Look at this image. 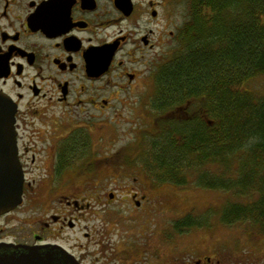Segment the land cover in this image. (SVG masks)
Returning a JSON list of instances; mask_svg holds the SVG:
<instances>
[{"label":"flooded vegetation","instance_id":"flooded-vegetation-1","mask_svg":"<svg viewBox=\"0 0 264 264\" xmlns=\"http://www.w3.org/2000/svg\"><path fill=\"white\" fill-rule=\"evenodd\" d=\"M173 1L0 0V91L16 107L23 173L20 204L0 213V255L34 247L52 264H224L216 252L174 255L168 200L153 193L157 176L145 167L116 175L123 191L106 197L95 173L133 163L129 139L115 146L124 134L114 126L132 101L148 124L140 144L169 129L184 145L189 127L214 123L204 96L158 83L197 35ZM185 167L197 175L195 162ZM75 230L79 239L66 244Z\"/></svg>","mask_w":264,"mask_h":264},{"label":"trees","instance_id":"trees-1","mask_svg":"<svg viewBox=\"0 0 264 264\" xmlns=\"http://www.w3.org/2000/svg\"><path fill=\"white\" fill-rule=\"evenodd\" d=\"M189 2L197 35L184 55L160 72L158 83L166 92L204 96L214 123L189 127L184 145H177L169 129L145 138L136 161L157 176L154 182L178 187L192 176L182 171L185 161L195 162L198 185L245 198L224 203L217 212L220 223H247L264 236V92L247 88L251 79L264 76V0ZM205 164L216 171H203ZM211 218V212L186 215L173 228L188 231Z\"/></svg>","mask_w":264,"mask_h":264},{"label":"rangeland","instance_id":"rangeland-1","mask_svg":"<svg viewBox=\"0 0 264 264\" xmlns=\"http://www.w3.org/2000/svg\"><path fill=\"white\" fill-rule=\"evenodd\" d=\"M173 2L176 4V12L179 13V16H192L191 2H189V0H174ZM247 88L248 90L251 89V91L254 90L257 94L264 92V76L251 79ZM135 103L138 102L136 101ZM135 103L132 101L131 105L125 107L124 111L127 117L123 116L122 121L120 120L117 122L115 120L116 123L114 122V126L118 128L121 134H124L121 136L120 140L116 142L117 144L114 145L117 146L120 144L123 137L124 140L129 139L131 143V155L134 160L129 166L125 165V163H130L131 159L130 161L122 163L123 166L117 163V166L115 163H111L110 165L101 164V166L96 169V176H99L102 180L98 188L103 189L102 192L104 193V197H106V193L109 191H117V193L123 191L121 186L126 183H117L115 181L116 175L126 174V172H128L127 169H132L136 172L139 167L136 158L139 156L138 150L141 149L143 142L140 144V142L135 139V136L137 135L136 137L139 139L144 131L142 129L148 127V124L145 121V111L138 112V110H134V112H130V109L134 107L133 104ZM139 130L142 131L139 133ZM210 170L216 171L215 167H211ZM195 177V175L190 176V183H188V185H180L181 187H178V189H175L176 187L171 185L167 187L166 185H157L156 182L153 185L154 187H160L159 191L153 193L161 192L162 196L166 197L168 200L167 207L170 217L169 228H171V236L174 242V255L181 256L186 254L184 257L190 258L194 256L197 257L198 254L203 255L204 253H210L214 258L216 254L222 259L224 264H228L229 262L231 264H237L239 260L247 258L256 261L254 264H264L263 235L254 234L252 232V227L247 223L241 224L236 222L232 224V226H228L221 224L218 219L217 212H219L224 203L227 201L241 200L242 197H239L236 193L232 195L231 191L225 192L207 189L198 185ZM107 206L116 208L120 206V202L116 200V202H112ZM206 212H211L212 215L211 222H208L207 225L192 227L188 231L182 232H178L173 228V223L186 215L202 217ZM156 218L157 221L162 219L160 215ZM83 224L82 221L81 226ZM66 235L71 236V239L65 242L66 244H73V238L75 236L79 239V232L76 230L75 232L68 231ZM253 239L255 241H253Z\"/></svg>","mask_w":264,"mask_h":264},{"label":"water","instance_id":"water-1","mask_svg":"<svg viewBox=\"0 0 264 264\" xmlns=\"http://www.w3.org/2000/svg\"><path fill=\"white\" fill-rule=\"evenodd\" d=\"M15 112L12 99L0 91V213L19 205L22 196L23 173L17 159ZM72 261L71 264H77ZM0 264H52V259L37 248L27 247L1 254Z\"/></svg>","mask_w":264,"mask_h":264}]
</instances>
